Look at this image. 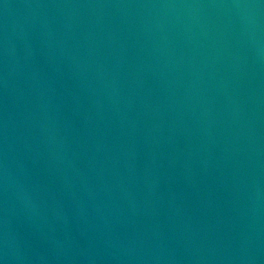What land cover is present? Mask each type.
<instances>
[{
	"label": "water",
	"instance_id": "1",
	"mask_svg": "<svg viewBox=\"0 0 264 264\" xmlns=\"http://www.w3.org/2000/svg\"><path fill=\"white\" fill-rule=\"evenodd\" d=\"M0 264H264V0H0Z\"/></svg>",
	"mask_w": 264,
	"mask_h": 264
}]
</instances>
